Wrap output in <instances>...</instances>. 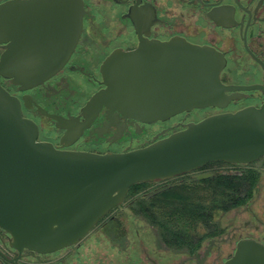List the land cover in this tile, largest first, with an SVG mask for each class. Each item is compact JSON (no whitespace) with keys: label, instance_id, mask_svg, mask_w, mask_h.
<instances>
[{"label":"flooded vegetation","instance_id":"flooded-vegetation-1","mask_svg":"<svg viewBox=\"0 0 264 264\" xmlns=\"http://www.w3.org/2000/svg\"><path fill=\"white\" fill-rule=\"evenodd\" d=\"M30 1L0 4L17 2L31 15ZM83 6L81 35L59 70L27 89L0 75L23 116L36 123L37 140L61 150L123 152L213 114L264 110V0H83ZM153 40L216 50L224 97L152 122L93 106V96L107 87L101 71L107 57ZM6 45L0 41V58ZM138 183L84 237L61 247L31 248L0 225V264H226L243 241L264 249V154L209 160ZM148 200L152 222L134 211Z\"/></svg>","mask_w":264,"mask_h":264},{"label":"water","instance_id":"water-1","mask_svg":"<svg viewBox=\"0 0 264 264\" xmlns=\"http://www.w3.org/2000/svg\"><path fill=\"white\" fill-rule=\"evenodd\" d=\"M30 4L31 15L17 2L0 4V41L7 42L0 75L23 89L65 64L83 26V0ZM148 43L107 57L101 67L107 87L93 96V106L105 104L152 122L224 97L219 78L223 59L216 50L184 41ZM261 154L264 110L253 108L207 116L128 151L57 149L37 140L36 123L23 116L19 98L0 82V225L16 242L40 251L84 237L135 183L209 160H248ZM226 264H264V249L243 241Z\"/></svg>","mask_w":264,"mask_h":264},{"label":"trees","instance_id":"trees-1","mask_svg":"<svg viewBox=\"0 0 264 264\" xmlns=\"http://www.w3.org/2000/svg\"><path fill=\"white\" fill-rule=\"evenodd\" d=\"M137 184H134L133 186H135ZM152 203L150 200H148L145 204L143 208H137L134 211L136 212H140L144 215V217H146L150 222H152V219L156 216L154 213V209L152 208ZM168 210H166L167 212ZM169 213V212H168ZM168 214L166 213L165 217H167Z\"/></svg>","mask_w":264,"mask_h":264},{"label":"rangeland","instance_id":"rangeland-1","mask_svg":"<svg viewBox=\"0 0 264 264\" xmlns=\"http://www.w3.org/2000/svg\"><path fill=\"white\" fill-rule=\"evenodd\" d=\"M203 111H204V112H202V113H197V114H195L194 117L196 116V118H201V117L204 116L205 113L207 112L206 110H203ZM153 128H154V129H157V126H154ZM136 184H137V183H136ZM137 185H139V183H138ZM135 186H136V185H135ZM127 216H128V217H134L131 213H129Z\"/></svg>","mask_w":264,"mask_h":264}]
</instances>
